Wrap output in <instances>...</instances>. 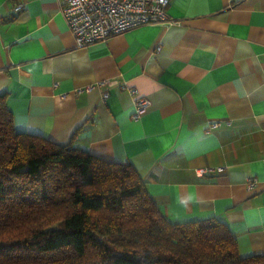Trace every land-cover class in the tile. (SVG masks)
Segmentation results:
<instances>
[{"label":"crops","instance_id":"crops-1","mask_svg":"<svg viewBox=\"0 0 264 264\" xmlns=\"http://www.w3.org/2000/svg\"><path fill=\"white\" fill-rule=\"evenodd\" d=\"M167 12L78 47L61 0H0V94L17 131L132 164L171 222L218 218L242 257L264 256V0ZM132 87L152 101L139 120Z\"/></svg>","mask_w":264,"mask_h":264},{"label":"trees","instance_id":"trees-1","mask_svg":"<svg viewBox=\"0 0 264 264\" xmlns=\"http://www.w3.org/2000/svg\"><path fill=\"white\" fill-rule=\"evenodd\" d=\"M0 264H264L228 225L173 223L132 164L17 131L0 94Z\"/></svg>","mask_w":264,"mask_h":264},{"label":"built area","instance_id":"built-area-1","mask_svg":"<svg viewBox=\"0 0 264 264\" xmlns=\"http://www.w3.org/2000/svg\"><path fill=\"white\" fill-rule=\"evenodd\" d=\"M62 12L75 36L78 47H87L108 40L111 36L154 23L172 24L167 9L170 0H61ZM23 3L16 10L23 9ZM134 96L133 119L139 120L149 109L152 101L132 87ZM109 93H104L106 98ZM229 123V122H228ZM215 122L210 129L221 126ZM224 167L203 166L196 168L199 176H205ZM257 178L247 177V186H255Z\"/></svg>","mask_w":264,"mask_h":264}]
</instances>
